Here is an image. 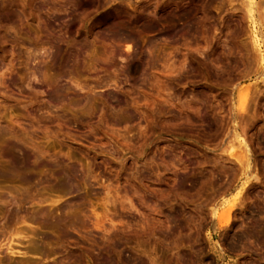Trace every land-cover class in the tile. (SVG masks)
<instances>
[{"label":"rangeland","instance_id":"rangeland-1","mask_svg":"<svg viewBox=\"0 0 264 264\" xmlns=\"http://www.w3.org/2000/svg\"><path fill=\"white\" fill-rule=\"evenodd\" d=\"M246 1L0 0V264H264Z\"/></svg>","mask_w":264,"mask_h":264},{"label":"bare ground","instance_id":"bare-ground-1","mask_svg":"<svg viewBox=\"0 0 264 264\" xmlns=\"http://www.w3.org/2000/svg\"><path fill=\"white\" fill-rule=\"evenodd\" d=\"M252 0H247L245 3H244V5L245 6H243V7H245V9H246V13H247V15H248V20H251V19H254L255 17H254V15L252 14L253 13V11H254V8L258 11L257 13H258V17H259V21L261 22V21H264V13H261L262 12V10L264 9L263 8V6H264V4H263V2H261V1H259V2H257V4H254V8H253V4H252ZM261 11V12H260ZM256 13V14H257ZM254 21H256V20H254ZM258 21V22H259ZM251 22V21H250ZM253 24V23H252ZM150 31V30H149ZM129 37V36H128ZM130 38V37H129ZM252 40H253V45L256 47V36H254L253 35V37H252ZM258 45V44H257ZM260 48V47H259ZM258 49V48H257ZM263 84H264V82H263ZM249 90V89H248ZM248 90L246 89V90H244L243 89V91H240L239 93H238V95H237V101H236V106H237V109H238V111L239 112H242V111H244L245 110V107H247L246 106V103H247V97H248ZM255 98V97H254ZM253 101V100H252ZM247 108H249V107H247ZM247 110V109H246ZM245 110V111H246ZM244 112H242V114H243ZM238 116V115H237ZM244 116V115H243ZM245 117H241V119H244ZM234 119V118H233ZM238 119V118H237ZM240 119V120H241ZM241 122V121H240ZM239 122V123H240ZM239 123H237V124H239ZM241 124V123H240ZM242 125V124H241ZM240 125V126H241ZM245 126V125H244ZM243 127V126H242ZM242 127H240L241 129H242ZM246 128V127H245ZM234 129V128H233ZM231 130V129H230ZM233 131H235V130H233ZM245 132L247 131V130H244ZM243 130L241 131V133L242 132H244ZM232 132V131H231ZM229 133V132H228ZM236 133V132H235ZM244 134V133H243ZM241 135V134H240ZM247 135V134H246ZM244 137V136H243ZM246 137V136H245ZM243 145H245V144H243ZM234 147H235V145H233ZM233 146H231L230 148H231V151L233 150ZM246 146V145H245ZM237 148H238V150L240 149V150H242L241 152H240V157H239V155H238V157L236 156V158H241V159H245V161L246 162H243V163H239V161H238V159L236 160L235 159V161L237 162V163H239V164H242V174H246L247 176H248V173H247V168H248V166H250L249 165V159H248V157L246 156L247 155V152L248 151H246V149H247V147H243L242 146V144L240 143V142H238V146H237ZM244 150V151H243ZM232 155V154H231ZM230 155V156H231ZM234 155V157H235V154H233ZM232 155V156H233ZM234 157H233V159H234ZM15 159V158H14ZM12 163H13V160L11 161ZM18 161H16V163L13 165L12 163V165H13V169L14 168H19V167H21V165H23V164H21V163H17ZM10 166V165H9ZM241 166V165H240ZM23 169V168H22ZM22 169H20V170H22ZM69 177V176H68ZM66 179H69V178H66ZM65 179V180H66ZM255 179V178H254ZM67 182V181H66ZM65 184V183H64ZM69 184H70V182H69ZM62 191V190H61ZM234 202V201H233ZM231 205H234V204H231ZM230 206V205H229ZM240 206V205H239ZM242 206V205H241ZM233 207V206H232ZM232 207H230V209H227V208H225L226 210L225 211H223V212H221V214L219 215V218H218V222H219V226H227L228 224H229V222H230V219H231V208ZM65 223V222H64ZM67 223V222H66ZM65 223V224H66ZM72 224H73V222H72ZM71 224V225H72ZM67 225V224H66ZM65 225V226H66ZM70 224H69V226H71ZM218 226V225H217ZM72 227V226H71ZM70 227V228H71ZM73 227H74V224H73ZM75 227H76V225H75ZM69 228V229H70ZM102 228V227H101ZM220 228V227H219ZM68 229V230H69ZM72 229H74V228H72ZM68 230L65 232V233H68ZM76 231V230H75ZM65 235H67V234H65ZM252 234H250V236H251ZM249 236V233L248 234H242V235H238V237L237 236H235V239H236V244H241L244 240H246V239H248V237H250ZM249 239H251V238H249ZM232 240H234V239H232ZM247 241V240H246ZM32 251V250H31ZM34 253V252H33ZM128 257V256H127ZM131 257V256H130ZM133 257V256H132ZM136 258V257H135ZM112 259V258H111ZM126 259V258H125ZM115 260V259H114ZM132 260V259H131ZM123 261V260H122ZM130 261V260H129ZM133 261V260H132ZM109 262V261H108ZM115 262V261H114ZM114 262H113V264H114ZM111 263V262H110ZM117 263V262H116ZM115 263V264H116ZM119 263L121 264L122 262L119 260ZM127 263H128V261H127ZM133 263H135V261L133 262ZM126 264V263H125ZM129 264V263H128ZM131 264V263H130Z\"/></svg>","mask_w":264,"mask_h":264}]
</instances>
